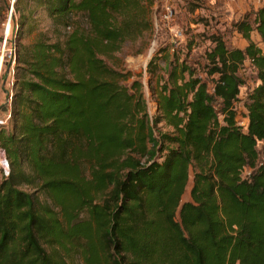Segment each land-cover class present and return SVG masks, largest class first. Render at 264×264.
I'll return each instance as SVG.
<instances>
[{
  "label": "trees",
  "instance_id": "trees-1",
  "mask_svg": "<svg viewBox=\"0 0 264 264\" xmlns=\"http://www.w3.org/2000/svg\"><path fill=\"white\" fill-rule=\"evenodd\" d=\"M36 3L69 28L71 15L85 20L62 39L18 44L0 126L10 165L0 264H70L74 246L82 264H264V4L233 23L243 48L216 29L198 33L210 43L195 63L194 39L160 46L148 64L151 116L142 82L128 85L106 57L153 33V0ZM20 13L19 39L29 22ZM247 64L258 83L243 124Z\"/></svg>",
  "mask_w": 264,
  "mask_h": 264
},
{
  "label": "rangeland",
  "instance_id": "rangeland-1",
  "mask_svg": "<svg viewBox=\"0 0 264 264\" xmlns=\"http://www.w3.org/2000/svg\"><path fill=\"white\" fill-rule=\"evenodd\" d=\"M12 0H0V35L6 28V22L10 12V5ZM15 5L13 9V19L11 20L10 35L16 47L21 45H29L40 33H45L47 38L53 42L62 39L66 33L73 30L76 21L83 22L85 17L83 15H71L73 18L69 25H61L52 18L43 7L36 3V0H19L18 8ZM153 21L154 29L151 35L144 37L136 42H128L124 44L122 49L115 52L113 55L106 57L110 65L117 70L128 74V85L134 80H139L143 84V91L148 104V111L151 116L157 113L156 99L150 89V82L152 76L148 71V64L160 46L174 44L179 51L185 48L186 43L194 39L196 46L191 52L192 60L195 63L198 59H202L201 54L209 45V41H204V35H198L203 31L209 29H216L224 34L227 44L230 47H245L248 44L247 39L234 28V22L242 18L246 13L257 10L264 4V0H153ZM196 3V4H195ZM198 8L191 12L190 7ZM28 15L29 22L24 28L21 38L18 37L19 22L21 20V13ZM203 20V23H197V20ZM210 23V25H207ZM208 33V32H206ZM253 39L260 40L258 32H253ZM184 46V47H183ZM19 52V49H18ZM184 57V54H182ZM16 64V63H15ZM164 65L163 63L161 64ZM0 77V115L4 116L3 106L10 109L7 101V90H11L10 84L5 83L8 76V68L4 70ZM242 74L245 77L246 83L241 89L240 100L236 103L239 112V120L243 124L247 123L244 118L246 108L244 101L247 93L258 83L256 72L252 66L247 64L242 68ZM13 90V88H12ZM162 125V123L160 124ZM1 147V146H0ZM2 148V147H1ZM258 150L260 157L264 156V143H258ZM6 154V152H5ZM7 156V154H6ZM8 159V158H7ZM145 159H143L144 161ZM245 171L244 174H246ZM5 173L0 168V179ZM193 183V172H191L190 180L183 195V201L191 199V188ZM24 189H30L29 186H22ZM32 189V188H31ZM35 190V189H33ZM40 194V193H38ZM86 214L83 213L82 217ZM71 246V245H70ZM84 253L79 247L72 248L69 255L70 264H82Z\"/></svg>",
  "mask_w": 264,
  "mask_h": 264
},
{
  "label": "built area",
  "instance_id": "built-area-1",
  "mask_svg": "<svg viewBox=\"0 0 264 264\" xmlns=\"http://www.w3.org/2000/svg\"><path fill=\"white\" fill-rule=\"evenodd\" d=\"M15 5V0L11 1L10 5V12L8 15V19L6 22V28L0 35V77L2 76V73L5 72L6 68H8V76L6 77L5 83L10 84L11 90H7V101L6 104L9 105V102H11L12 95H13V85L15 80V63L17 58V51L18 46L16 47V44L13 43L12 39L9 37L10 35V26H11V20L13 19V9ZM4 116L0 115V126L7 124L9 118L11 117L10 110L7 109V107L3 106ZM1 111V109H0ZM0 168L5 173L6 176L10 173V165L9 161L7 159V156L5 154V150L0 147Z\"/></svg>",
  "mask_w": 264,
  "mask_h": 264
}]
</instances>
